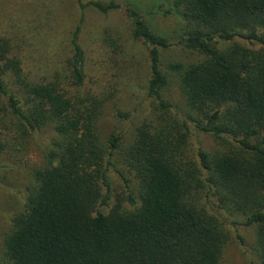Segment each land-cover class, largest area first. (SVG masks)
Instances as JSON below:
<instances>
[{
  "label": "trees",
  "instance_id": "trees-1",
  "mask_svg": "<svg viewBox=\"0 0 264 264\" xmlns=\"http://www.w3.org/2000/svg\"><path fill=\"white\" fill-rule=\"evenodd\" d=\"M75 1L80 18L70 34L69 56L50 70L25 68L13 40L0 37V156L6 149L23 152L29 137L42 130L50 128L54 136L46 164L33 172L22 211L11 219L5 264H222V223L193 200L203 182L219 210L241 214L243 220L232 225L255 228L251 264H264V0H173L186 26L178 44L202 58L169 63L166 71L161 51L172 44L137 11L113 0ZM88 8L106 17L122 13L130 22L128 40L147 49L144 88L155 116L134 129L123 152L127 174L115 170L129 211L101 212L112 197L108 171L119 137L101 143L98 124L116 88L106 77L91 81L87 70L93 60L80 34ZM109 29L102 30L108 37L101 38L102 51L122 49L125 36L111 37ZM235 38L253 48L217 47L219 40ZM39 72L43 78L36 77ZM169 74L178 77L186 118L170 113L173 106L164 96ZM191 128L225 149L198 150L197 163L186 161Z\"/></svg>",
  "mask_w": 264,
  "mask_h": 264
},
{
  "label": "rangeland",
  "instance_id": "rangeland-1",
  "mask_svg": "<svg viewBox=\"0 0 264 264\" xmlns=\"http://www.w3.org/2000/svg\"><path fill=\"white\" fill-rule=\"evenodd\" d=\"M113 1L137 11L155 34L163 36L172 44L168 49L161 51L164 71L169 63L189 65L201 60L198 52L178 44L186 26L181 10L173 8V0ZM79 18L80 11L75 0H0V37L13 40L15 45L13 53L20 57L25 68L36 66L46 71L53 68L58 60L62 62L69 56L70 34ZM104 27L110 28L111 37L114 33L117 36H125L122 49L111 46L105 47L106 50L102 51L100 42L108 38L102 31ZM129 27L130 22L122 13L106 17L89 8L84 11L80 43L93 60L86 62L91 81L103 79L106 82V77L108 86H114L115 82L116 88L113 96L111 95L112 98L103 108L98 124L101 143L106 144L110 135L119 137V148L112 154L114 169L108 171L112 197L108 206L101 209L104 214L116 207L121 211L131 210L132 207L126 201L123 181L115 170L127 174L128 166L123 152L133 139L134 129L141 119L155 116L154 103L144 88L148 79L147 49L139 42L134 44L128 40ZM233 43L253 48L239 38L230 42L219 40L217 47L224 50ZM102 55L104 58H101ZM97 56L101 58L98 61ZM41 74L42 72H39L36 77L43 78ZM47 75L49 74L45 76ZM169 77V85L164 91V96L173 106L170 113L173 117L182 114L186 118L187 109L178 77L173 74H169ZM117 112L127 113L129 118L126 120L119 118ZM53 139V132L48 128L31 135L23 152L6 149V153L0 156V264H5L4 241L11 231V219L22 211L27 190L34 185L33 172L46 164L44 156L49 151ZM223 149L225 147L213 136L191 128L185 146V159L197 163L196 151L213 154ZM193 194L197 206L212 215H217L222 223L226 241L221 263L251 264L255 256V228L232 225L233 221H242L243 217L230 209L219 210L215 197L210 195L211 191L205 182L202 188Z\"/></svg>",
  "mask_w": 264,
  "mask_h": 264
}]
</instances>
